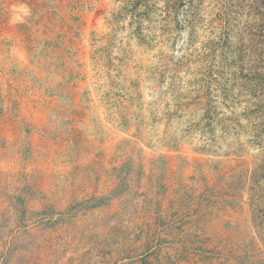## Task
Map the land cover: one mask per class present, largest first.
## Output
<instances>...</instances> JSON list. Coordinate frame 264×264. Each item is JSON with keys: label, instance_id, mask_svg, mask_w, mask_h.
<instances>
[{"label": "rangeland", "instance_id": "1", "mask_svg": "<svg viewBox=\"0 0 264 264\" xmlns=\"http://www.w3.org/2000/svg\"><path fill=\"white\" fill-rule=\"evenodd\" d=\"M21 1L0 264H264V0Z\"/></svg>", "mask_w": 264, "mask_h": 264}, {"label": "crops", "instance_id": "2", "mask_svg": "<svg viewBox=\"0 0 264 264\" xmlns=\"http://www.w3.org/2000/svg\"><path fill=\"white\" fill-rule=\"evenodd\" d=\"M7 3L9 5V12L13 16L21 17L22 15H24L23 10H22V6L24 3L21 0H7ZM13 51L14 50H12V48H11V53ZM13 59L15 60V57H13ZM15 61H17V60H15Z\"/></svg>", "mask_w": 264, "mask_h": 264}]
</instances>
